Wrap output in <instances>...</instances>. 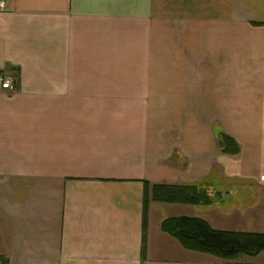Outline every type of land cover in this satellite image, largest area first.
<instances>
[{"label":"crops","instance_id":"obj_1","mask_svg":"<svg viewBox=\"0 0 264 264\" xmlns=\"http://www.w3.org/2000/svg\"><path fill=\"white\" fill-rule=\"evenodd\" d=\"M0 2V264H235L160 230L194 206L143 202L264 219V0Z\"/></svg>","mask_w":264,"mask_h":264},{"label":"trees","instance_id":"obj_2","mask_svg":"<svg viewBox=\"0 0 264 264\" xmlns=\"http://www.w3.org/2000/svg\"><path fill=\"white\" fill-rule=\"evenodd\" d=\"M264 26V23H253ZM221 152L236 156L239 147L234 140L221 135ZM215 193L195 185H154L144 193V210L148 201L208 207ZM160 230L175 239L183 249L212 256L224 261H234L242 257L253 258L264 252V234L236 233L213 229L198 217H171L163 220Z\"/></svg>","mask_w":264,"mask_h":264},{"label":"rangeland","instance_id":"obj_3","mask_svg":"<svg viewBox=\"0 0 264 264\" xmlns=\"http://www.w3.org/2000/svg\"><path fill=\"white\" fill-rule=\"evenodd\" d=\"M253 24V23H252ZM253 26V25H252ZM174 38L175 40H181L186 37H166L167 42H172L167 39ZM171 54L166 53V58L169 57ZM167 70V69H166ZM198 123L204 122L203 117H198ZM202 119V120H201ZM223 188V184L218 185V189L221 190ZM231 189V187L229 188ZM212 208H205V207H178L176 208L178 216H185V217H198L203 219L204 221L208 222L213 229L220 230V231H229V232H236V233H258L264 234V219L256 218L253 221H243L240 220L238 217L237 219L234 216L233 211L239 208L237 204V196H222L221 198L214 201ZM230 214V215H229ZM249 258L242 257L238 260L229 261L230 263H237V262H248ZM224 261V260H223Z\"/></svg>","mask_w":264,"mask_h":264},{"label":"built area","instance_id":"obj_4","mask_svg":"<svg viewBox=\"0 0 264 264\" xmlns=\"http://www.w3.org/2000/svg\"><path fill=\"white\" fill-rule=\"evenodd\" d=\"M3 8H4L3 3H0V10ZM0 87H1V89L10 90L12 88V85L8 79H6V80L0 79Z\"/></svg>","mask_w":264,"mask_h":264},{"label":"water","instance_id":"obj_5","mask_svg":"<svg viewBox=\"0 0 264 264\" xmlns=\"http://www.w3.org/2000/svg\"><path fill=\"white\" fill-rule=\"evenodd\" d=\"M219 145H221V143H219Z\"/></svg>","mask_w":264,"mask_h":264}]
</instances>
